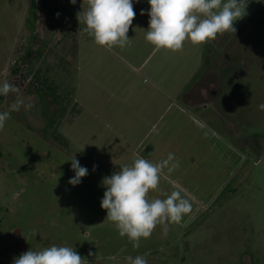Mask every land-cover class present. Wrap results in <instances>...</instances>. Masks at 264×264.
I'll return each mask as SVG.
<instances>
[{"label":"rangeland","instance_id":"1","mask_svg":"<svg viewBox=\"0 0 264 264\" xmlns=\"http://www.w3.org/2000/svg\"><path fill=\"white\" fill-rule=\"evenodd\" d=\"M133 6L121 49L83 31L77 14L88 0H0V84L34 105L11 112L0 131V264L52 244L73 246L89 264L137 255L148 264H264V0H248L236 32L177 52L145 39L148 0ZM37 76L55 89L46 104L31 87ZM16 98L3 96L0 112ZM170 152L180 167L165 168L149 195L179 189L195 196L192 212L134 248L101 208L103 180ZM74 156L88 169L76 186Z\"/></svg>","mask_w":264,"mask_h":264},{"label":"clouds","instance_id":"2","mask_svg":"<svg viewBox=\"0 0 264 264\" xmlns=\"http://www.w3.org/2000/svg\"><path fill=\"white\" fill-rule=\"evenodd\" d=\"M70 3L74 5L76 0H70ZM148 4L150 19L145 39L157 48L177 52L183 49L186 41L203 45L214 41L218 35L236 32L234 23L246 15L248 0H148ZM135 16L133 0H88L87 10L78 13L77 19L86 25L83 31L97 45L123 49L131 43L127 34ZM19 93V88L7 81L0 84V95L16 94L17 97L9 111L0 112V131L10 119L11 112L34 107ZM259 107L264 109V104ZM179 167V159L170 152L158 163L137 157L131 165H125L104 178L106 191L101 208L106 210V218L114 224L119 235L126 236L134 248L140 247L141 239L150 238L158 225L163 226V232L167 234L169 222L179 224L186 214L192 212L195 196L187 198L179 189L165 194L163 199L149 195L150 191L159 189L161 172L165 168L171 174ZM71 168L75 175L69 184L76 186L88 174V169L80 166L75 156L71 159ZM32 235L37 236V233L33 231ZM88 255L94 254L89 252ZM127 259L129 264H148L142 255ZM13 264L89 262L73 246L52 244L41 250L23 252L14 258Z\"/></svg>","mask_w":264,"mask_h":264},{"label":"trees","instance_id":"3","mask_svg":"<svg viewBox=\"0 0 264 264\" xmlns=\"http://www.w3.org/2000/svg\"><path fill=\"white\" fill-rule=\"evenodd\" d=\"M36 81V84H32L31 87L34 89V91L38 94L39 98L41 99V101L46 104V100L45 98L47 97V95L49 94H54L55 92V89L53 87V85H51L48 80L46 79H40L38 76L36 77L35 79ZM3 99V96L0 95V101H2ZM48 113V111H47ZM48 117L50 119V122H54L58 116L56 117L55 115H51V114H48ZM56 124V123H54Z\"/></svg>","mask_w":264,"mask_h":264}]
</instances>
